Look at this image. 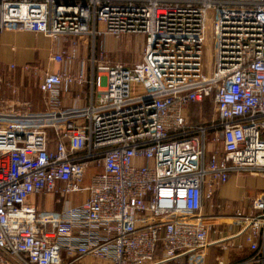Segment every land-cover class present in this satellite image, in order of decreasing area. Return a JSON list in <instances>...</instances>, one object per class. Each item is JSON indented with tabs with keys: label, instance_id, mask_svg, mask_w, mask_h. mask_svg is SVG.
Masks as SVG:
<instances>
[{
	"label": "built area",
	"instance_id": "1",
	"mask_svg": "<svg viewBox=\"0 0 264 264\" xmlns=\"http://www.w3.org/2000/svg\"><path fill=\"white\" fill-rule=\"evenodd\" d=\"M8 28L69 47L51 57L64 69L40 78L43 112L0 111V264H205L207 218L226 207L218 189L233 175L264 177V0H0ZM131 35L144 47L128 66L109 43ZM0 83L17 93L11 76ZM65 84L91 87L86 109L63 111ZM206 99L218 118L194 123ZM74 194L86 197L62 212L30 202ZM230 220L238 231L216 243L249 256L216 264H264V194Z\"/></svg>",
	"mask_w": 264,
	"mask_h": 264
},
{
	"label": "crops",
	"instance_id": "2",
	"mask_svg": "<svg viewBox=\"0 0 264 264\" xmlns=\"http://www.w3.org/2000/svg\"><path fill=\"white\" fill-rule=\"evenodd\" d=\"M81 46L80 62L84 61L89 69V58H83L86 55L85 52L88 51L87 45L85 46L82 42ZM67 47H69V44L62 41H54L41 34L22 32L11 28L3 30L0 33V79L6 80L8 76H11L17 88V93L13 94L7 85L0 83V111L9 113V107L14 106L17 109V113L22 114L24 112L22 104L30 103L31 114L43 112L46 106L44 95L38 88L34 89L33 86H29L30 78H33L34 75H37V78H41L46 72L56 73L62 71L64 65L52 62L51 57ZM12 66L15 67L14 70H11ZM25 66H29L33 70L31 72L26 71L24 70ZM34 70H36V74L33 72ZM78 96L80 97L78 98ZM61 100L64 112L86 109L91 102V87L88 85L85 89L78 87L72 89L65 84L62 87ZM99 171L100 169L91 166L88 173ZM246 176H251L252 180L250 182L246 181L248 180L244 178ZM86 182L89 183V177ZM263 194L264 177L261 175H233L229 182L219 189L216 197L226 207L222 212H216L215 214L224 216H208L207 218L209 224L213 226V231L209 235L212 245L207 251L210 259L216 256L217 261L218 248H221L220 246L222 245L216 242L230 237L238 231L236 227L229 226L232 221L230 219L236 209L246 208L251 199ZM78 197V194H74L58 203L55 195H40L32 196L30 202L36 206L39 212H62L81 205L86 195H83L82 198ZM243 240L244 238L241 237L229 243H241ZM248 256V250L231 248L218 257L228 262H236L244 260Z\"/></svg>",
	"mask_w": 264,
	"mask_h": 264
},
{
	"label": "rangeland",
	"instance_id": "3",
	"mask_svg": "<svg viewBox=\"0 0 264 264\" xmlns=\"http://www.w3.org/2000/svg\"><path fill=\"white\" fill-rule=\"evenodd\" d=\"M210 17L212 18V20L209 22L208 41L204 48V74L206 76H210L214 68V51H213V41H212L213 25L216 19V13L214 10L210 12ZM101 40L103 41V38ZM109 46L114 51L111 52L110 49V54L112 56V59L115 61H118L128 66L139 64L142 61L144 42H143V37L141 36L131 35V36H122L119 39L112 38L111 42L109 43ZM85 53L86 55L83 58L84 59L90 58V55L92 54L91 50L90 51L88 50ZM32 70L33 69L31 68V71ZM35 71L36 70H34L33 72L35 73ZM36 76L34 75L33 78H30L31 82L29 86H33L34 89L38 88V90L40 91V87H39L40 78L39 77L37 78ZM191 110L192 111L190 113V117L194 123H201V122L211 123L212 121H216L218 118L216 113V107L211 99L200 105H195ZM55 146H56V141L54 138H52L50 148H55ZM241 175H249V174H241ZM244 178L248 179L246 180L248 182L252 180L251 176L248 177L246 176ZM78 195L81 198L83 196L82 194H78ZM207 223L209 222L207 221ZM218 249L219 251H218L217 259L224 252L223 250H221V248ZM203 261L205 264H216V256L215 258L210 259V257H208L207 255L205 256ZM167 264H190V263L189 260L185 258L180 261L177 262L174 261Z\"/></svg>",
	"mask_w": 264,
	"mask_h": 264
},
{
	"label": "trees",
	"instance_id": "4",
	"mask_svg": "<svg viewBox=\"0 0 264 264\" xmlns=\"http://www.w3.org/2000/svg\"><path fill=\"white\" fill-rule=\"evenodd\" d=\"M209 99H206L203 103L207 102Z\"/></svg>",
	"mask_w": 264,
	"mask_h": 264
}]
</instances>
